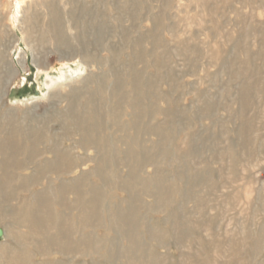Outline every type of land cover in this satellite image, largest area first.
Listing matches in <instances>:
<instances>
[{"label":"rangeland","instance_id":"rangeland-1","mask_svg":"<svg viewBox=\"0 0 264 264\" xmlns=\"http://www.w3.org/2000/svg\"><path fill=\"white\" fill-rule=\"evenodd\" d=\"M0 230V264H264V0H0Z\"/></svg>","mask_w":264,"mask_h":264},{"label":"bare ground","instance_id":"bare-ground-1","mask_svg":"<svg viewBox=\"0 0 264 264\" xmlns=\"http://www.w3.org/2000/svg\"><path fill=\"white\" fill-rule=\"evenodd\" d=\"M23 2L22 1H17V9H18V15H20L21 14V10L23 9ZM18 19H19V17H18ZM80 62V61H79ZM62 66H63V64H62ZM61 66V67H62ZM79 66V65H78ZM81 67V66H80ZM80 67H79V69H80ZM78 68V67H77ZM82 68V67H81ZM76 70H78V69H76ZM81 71V70H80ZM79 72V71H78Z\"/></svg>","mask_w":264,"mask_h":264},{"label":"water","instance_id":"water-1","mask_svg":"<svg viewBox=\"0 0 264 264\" xmlns=\"http://www.w3.org/2000/svg\"><path fill=\"white\" fill-rule=\"evenodd\" d=\"M2 236V231L0 230V237Z\"/></svg>","mask_w":264,"mask_h":264}]
</instances>
